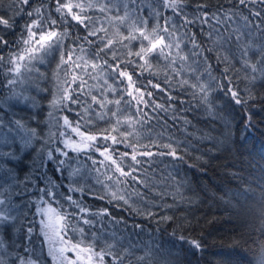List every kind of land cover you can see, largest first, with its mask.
<instances>
[{
  "label": "trees",
  "instance_id": "16d2710c",
  "mask_svg": "<svg viewBox=\"0 0 264 264\" xmlns=\"http://www.w3.org/2000/svg\"><path fill=\"white\" fill-rule=\"evenodd\" d=\"M11 3L12 0H0V16L11 18L12 24L11 28L0 25V36L9 42L8 48L0 49V54L5 56L16 48L26 23L31 19L26 15L30 10L27 6L23 11L16 12L10 8ZM31 3L35 8L40 6L41 0H31ZM201 3L207 5L209 12H216L221 5L231 7L227 0H187L188 6L184 8L183 15L192 21L191 24L180 27L181 18L163 7L156 9L160 17L150 19V24H155L157 20L163 24L162 17L170 18L178 29L173 39L182 38V54L187 55L192 51L202 53L184 62L183 76L176 77L172 72L174 67L181 64L179 60L176 65L169 66L162 56H154L151 59L152 69L141 74V69L135 63L127 61H143L126 55L129 50L138 51L140 41H125L128 48L117 45L120 59L126 61L122 67L133 74V80L144 92V99L150 103L148 107L141 105L146 113V116L136 117L141 123L120 127V132L126 135L132 133L127 135L124 143L98 140L96 147L103 150L107 145L110 149H116L118 155L124 152L131 154L129 143L137 145V151H143L139 146L146 145L153 153H167L169 149L162 145L170 144L179 157H152L153 163L144 165L147 173L141 174L143 184L132 181L127 184L115 183V179L120 178L119 173H113L99 164L93 165L92 160L88 159L91 156L97 161L102 160L98 151L77 153L65 148L63 141L69 137L78 141V136L63 127L62 118L67 116L75 122L79 119L77 113L83 112V106L68 101L62 102L67 104V108L61 106L57 110L51 106L54 98L60 99L61 86L68 87L64 81H70L73 72L68 65L57 67L60 52H66L79 43L85 52L76 48L77 56L87 59L92 53L91 45L76 41L82 32L75 22L67 25L71 35L65 38L60 51H53L42 63H36L35 69L28 74L29 80L16 88L17 91L27 89L25 95L30 97L29 102L12 109L16 113L15 118H23L26 125L21 135L26 136L28 129H34L37 135L32 139V146L22 155L24 163L15 162L20 183L15 188L16 194L12 200L25 214L21 218L24 226L34 229L33 239L40 264H54L40 232L37 211L40 206L49 204L69 214L70 224L77 229L83 228L86 237H97L98 246L119 241L118 251L129 249L133 253L126 256L124 264H141L135 257L145 253L151 255L143 264H258L259 258L264 256V74L256 73V79L250 82L242 68V61L232 59V54L224 48L213 47L207 35L209 25L202 24L199 19L204 11L197 8ZM44 4L56 18L58 14L55 13L54 0H44ZM148 13L149 9L145 8L143 14L148 16ZM244 15H247L246 10ZM211 23L214 24V21ZM106 26L111 34V27ZM220 27L223 31V26ZM193 35L200 48L193 49L190 42ZM252 40L257 44L264 42L259 33H255ZM144 43L147 44V41ZM208 48L212 51L204 50ZM232 51L236 52L234 45ZM171 52L175 58L176 49H171ZM249 55L258 59L252 57L251 53ZM218 56H228L233 65L234 70L227 73L232 77L231 84L224 73L226 65L217 59ZM236 56L239 58L238 52ZM189 65L197 68L194 74L189 70ZM74 71L79 73L80 69ZM65 72L69 75L66 76ZM166 74H170L167 84L164 83ZM84 79L88 80L89 86L101 83L99 79L92 80L87 75ZM181 79H187L188 85L181 88L177 83ZM149 81L160 84L165 91L153 88ZM109 83L112 81L109 80ZM193 84L207 87V102L205 93L199 87L190 86ZM37 85L42 90H37ZM75 87L73 84L72 88ZM122 87L118 85V88ZM229 87L240 92L242 103L235 102L227 92ZM93 92L96 93L97 89H93ZM147 92H152V96L148 97ZM9 94L6 69H0V100ZM120 94L119 91L115 95L109 94V98L117 99ZM128 99L125 97V100ZM31 100L35 101V106ZM154 104L163 105L167 111L153 110ZM113 110L116 109L113 107ZM49 112L53 113L55 119L49 117ZM120 113L121 119L132 117L136 113L135 103H122ZM93 119L94 123L82 127L81 131L99 137L104 129L115 124V118L110 114L104 120ZM61 132L66 135L61 136ZM41 149L43 166L34 167L32 162L37 160L39 163L37 153ZM57 149L66 151L68 156L61 155ZM49 151L52 152V159H48ZM60 160H65V164L58 170ZM130 163V160H124L126 171ZM95 168L100 171H95ZM75 170H79L78 174L73 175ZM104 173L113 176V180H108ZM26 176L28 179H25ZM52 184L55 185L52 191L59 193V203L45 195ZM113 192L124 196V199H114L111 195ZM69 196L86 212H81L80 207L67 200ZM82 218L91 220L92 224H84ZM19 235L14 231L10 239L4 237L8 243V253H15L16 249L10 245L18 240ZM68 235L80 239L78 231H69ZM192 241L200 246L195 247ZM0 256H3L5 264H12L13 255L0 253ZM105 259L110 264V258Z\"/></svg>",
  "mask_w": 264,
  "mask_h": 264
},
{
  "label": "snow or ice",
  "instance_id": "6c2138e0",
  "mask_svg": "<svg viewBox=\"0 0 264 264\" xmlns=\"http://www.w3.org/2000/svg\"><path fill=\"white\" fill-rule=\"evenodd\" d=\"M231 5L230 8H224L221 5L216 12H209L207 5L201 3L197 5L198 9L204 10L199 19L202 24L209 25L210 31L207 33L214 48H224L225 51L232 54V59L237 62L242 61V68L249 78L250 82L256 79V73L264 74V42L257 44L252 37L255 33H259L264 40V0H227ZM55 13L58 14L53 18L52 14L45 8L44 0H41L40 6L33 8L31 0H12L10 8L16 12L24 10L27 6L30 10L26 15L30 17V21L26 23L21 34V40L16 45L15 49L9 51L5 56L0 54V69H6L7 86L10 89V94L7 98L0 100V253L13 255L12 264H40V257L36 252L35 241L33 239L34 229L25 227L21 219L24 213L13 202L12 196L15 195V188L19 185L18 170L15 162L24 163L22 155L32 146V139L37 133L34 129H28L27 135H21V131L26 128L23 118H15L16 113L12 111L17 105L25 104L30 101V97L25 95L27 89L17 91L16 88L24 85L28 80V74L35 69L36 63H42L44 59L53 51H60L64 46L66 37L71 34L67 30V25L70 22H75L77 28L82 32L76 37V41H82L92 46V53L85 59L84 56L76 55V48L81 52H85L82 44H75V47L68 49L66 52H60V60L58 68H63L68 65L73 69L71 80H65L64 84L68 87L60 88V99H53L50 103L54 109L60 110V107L67 108V104L62 102L68 101L72 104H80L83 106V112L77 113L79 119L75 122L70 121L67 116H64L63 127L70 129L72 133L79 137L78 141H72L69 137L63 141L65 148L71 151L81 153L98 151L102 160H95L91 156L88 159L92 160V164H99L113 173H119L120 178L115 179L117 184H127L132 181L135 184H143L144 179L142 173H147V168L144 165H151L154 156L168 155L174 159L179 158L177 151L170 144L162 145L168 148L167 153H153L148 146L140 145L143 151H137V145L128 144L132 148L131 154L124 152L117 155L116 149H110L107 145L101 150L96 147L98 140L111 141L112 144L124 143L127 135L132 133L120 132V127L127 124L132 127L134 123H141L136 117L146 116L141 105L148 107L150 101L144 99V92L141 87H138L136 81L133 80V74L125 70L122 65L125 60L120 59V53L117 50V45H123L128 48L129 45L125 41H140L138 51L132 52L129 50L126 55L135 56L138 61L143 63L127 61V63H135L136 67L143 71H150L153 67L151 59L155 57H163L168 61L169 66L176 65L177 60L181 64L172 69L176 77L184 75V62H187L191 56L202 55L201 52L192 51L190 54H182L181 49L182 38L173 39L176 35L177 26L171 22L170 18L162 17L163 24L157 20L155 24H150V19L160 17V13L156 10L158 7H163L170 10L178 18H181L180 27L191 24L192 21L183 15V10L187 5V0H54ZM145 8L149 9L148 16H145ZM247 15H244V11ZM11 18L0 16V25L5 28H11ZM214 21V24L211 23ZM235 24V27L230 25ZM111 27V34L110 28ZM223 26V31L221 27ZM123 29V31L121 30ZM125 32L127 33L125 35ZM147 41V44L144 43ZM171 41V42H170ZM193 49L200 48L201 45L193 35L190 38ZM235 46L236 52L239 53V58L236 52L232 51V46ZM9 42L0 36V49L8 48ZM176 49L175 58L172 57L171 49ZM258 48V51L256 50ZM212 51L211 48L204 49ZM252 57H258L253 59ZM75 57V59H74ZM111 59V63L109 62ZM226 66L224 73L228 83H232V77L227 76V73L233 71V65L228 56H218ZM189 70L194 74L197 68ZM80 69L77 73L74 70ZM91 69V71H89ZM94 73L96 75H94ZM115 74L114 76L112 74ZM155 75V73H153ZM68 76L69 73L65 72ZM87 75L89 79H99V85L89 86L88 80L84 79ZM169 75H165L164 83H169ZM109 80L112 83H109ZM153 88L160 91H165L158 83L148 82ZM177 83L183 88L188 85L187 79L178 80ZM75 84L76 87L72 88ZM123 86L122 88H118ZM191 87H199L201 92L205 93L204 99L207 102V87L203 84L190 85ZM93 89H97L94 93ZM37 90H42L38 88ZM120 92L119 98L110 99L109 94L115 95ZM227 92L235 100L237 104L242 103L240 92L236 88L229 87ZM147 96L151 97L152 92H147ZM86 97V98H84ZM128 97V100H125ZM170 100L171 96L168 97ZM249 98H252L251 96ZM33 106L35 101L31 100ZM122 103L132 105L135 103L136 113L132 117L121 119L120 105ZM95 105V107H93ZM113 106L116 110H113ZM7 110H6V107ZM99 109V111L97 110ZM160 109L167 111L163 105L154 104L153 110ZM70 110V109H69ZM115 118V124L111 128L103 130L101 136L86 134L81 131L82 127H87L94 123V117L99 120H104L106 117ZM49 117L55 119L52 112H49ZM57 123H59L57 121ZM112 133H116L113 135ZM65 136V132L60 133ZM121 137V138H118ZM61 155L67 157L68 153L57 149ZM43 149L37 153V160H33L34 167L43 166ZM48 159H52V152L47 153ZM141 157L143 159H141ZM130 160L127 171L124 167V160ZM12 164V167H8ZM65 164V160H60V166ZM79 170H75L73 175L78 174ZM99 172V168H95ZM108 180H113V176H107ZM123 178V179H121ZM25 179H28L26 176ZM99 181V178H97ZM55 185L45 191V195L52 201L59 203L57 200L58 192L52 191ZM75 190V189H73ZM114 199H124V196L113 192ZM72 204L80 207L77 201L66 197ZM127 203V201L125 200ZM37 211L43 216L40 221L41 234L45 240L50 241L54 235L59 241L60 247L57 250L49 249V254L63 257L67 264H109L106 257L110 258V264H124L126 256L132 255L129 249L117 250L119 241L113 243H105L98 246L99 240L93 236L88 238L85 236L83 228H74L69 222V214L53 208L51 204L45 209L38 208ZM81 212H86V209L80 207ZM83 223L91 225L92 221L87 218H82ZM19 232L18 240L12 241L11 247L16 249L15 253H8V243L4 237L11 238L12 232ZM69 231L79 232L80 239L69 237ZM115 239V238H113ZM195 247L200 245L196 241L191 242ZM73 253V257H66L65 253ZM150 253L135 257L137 261L143 262L150 257ZM0 264H5L3 256H0ZM258 264H264V256L259 258Z\"/></svg>",
  "mask_w": 264,
  "mask_h": 264
},
{
  "label": "rangeland",
  "instance_id": "374dc122",
  "mask_svg": "<svg viewBox=\"0 0 264 264\" xmlns=\"http://www.w3.org/2000/svg\"><path fill=\"white\" fill-rule=\"evenodd\" d=\"M77 139L79 140V137H77ZM72 141H75V140H72ZM48 206L49 205H42L39 208L40 209H45ZM38 216H39V224H40V230H41L42 225H41L40 221L43 219V216L39 212H38ZM45 241H46V244H47L48 254H49V249L50 248L53 249V250H57L60 247L59 241L57 240V238L54 235L51 236V240L50 241H47V240H45ZM73 255L74 254L71 253V252L65 253L66 257H73ZM50 257L52 258L54 264H67V262L64 260L63 257H59L58 255H55V253L53 255H50Z\"/></svg>",
  "mask_w": 264,
  "mask_h": 264
}]
</instances>
